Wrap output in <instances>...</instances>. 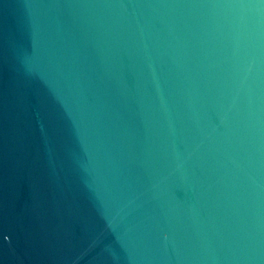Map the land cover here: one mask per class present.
<instances>
[{
	"label": "water",
	"instance_id": "water-1",
	"mask_svg": "<svg viewBox=\"0 0 264 264\" xmlns=\"http://www.w3.org/2000/svg\"><path fill=\"white\" fill-rule=\"evenodd\" d=\"M0 264H264V0H0Z\"/></svg>",
	"mask_w": 264,
	"mask_h": 264
}]
</instances>
